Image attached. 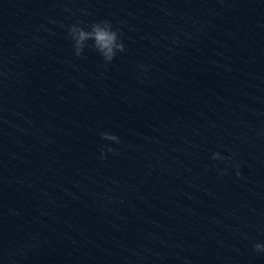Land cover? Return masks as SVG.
Returning <instances> with one entry per match:
<instances>
[{
    "label": "water",
    "instance_id": "water-1",
    "mask_svg": "<svg viewBox=\"0 0 264 264\" xmlns=\"http://www.w3.org/2000/svg\"><path fill=\"white\" fill-rule=\"evenodd\" d=\"M0 71V264H264V0H0Z\"/></svg>",
    "mask_w": 264,
    "mask_h": 264
},
{
    "label": "clouds",
    "instance_id": "clouds-1",
    "mask_svg": "<svg viewBox=\"0 0 264 264\" xmlns=\"http://www.w3.org/2000/svg\"><path fill=\"white\" fill-rule=\"evenodd\" d=\"M51 22L57 23L56 20H52ZM40 27L44 28L45 26L41 25ZM61 27H64L62 22ZM47 30L50 31V29ZM67 34L72 41V47L76 57H81L85 49L91 47L100 54L105 66L110 64L118 53H123L125 51L123 32L120 28L115 27L110 19L93 21L86 27L77 21L67 26ZM36 39L39 40L41 38L36 37ZM89 41L92 43L89 44ZM25 51H28V49H25ZM6 76V72L0 71V77ZM99 136L101 140L105 142H114L115 144L121 143V138L118 135L108 131L99 132ZM115 152L116 149L113 147L112 143H102L99 148V158L101 160L106 159L108 153ZM211 159L213 161H230L229 167L234 169L236 177L239 178L242 176L240 164L233 156L225 155L217 150L212 153ZM217 172L220 176H224L227 174V169L218 168ZM24 250V247L17 248L16 254H23ZM253 250L257 253H264V241L255 242L253 244Z\"/></svg>",
    "mask_w": 264,
    "mask_h": 264
}]
</instances>
